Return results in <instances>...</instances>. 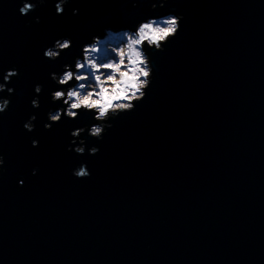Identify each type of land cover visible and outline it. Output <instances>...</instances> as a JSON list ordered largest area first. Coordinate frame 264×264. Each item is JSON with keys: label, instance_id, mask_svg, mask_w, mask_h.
Returning <instances> with one entry per match:
<instances>
[{"label": "water", "instance_id": "obj_1", "mask_svg": "<svg viewBox=\"0 0 264 264\" xmlns=\"http://www.w3.org/2000/svg\"><path fill=\"white\" fill-rule=\"evenodd\" d=\"M56 2L25 16L19 0H0V83L19 70L14 94L0 93L11 100L0 114V264H264V0H70L61 15ZM167 14L183 20L164 51L148 50L146 98L103 140L80 137L98 154L69 151L70 132L95 121L81 112L44 128L63 107L50 74L105 29ZM60 38L71 50L46 59ZM82 162L87 179L72 175Z\"/></svg>", "mask_w": 264, "mask_h": 264}, {"label": "clouds", "instance_id": "obj_2", "mask_svg": "<svg viewBox=\"0 0 264 264\" xmlns=\"http://www.w3.org/2000/svg\"><path fill=\"white\" fill-rule=\"evenodd\" d=\"M19 13L28 15L34 12L38 5H43L47 0H19ZM70 0H57L55 9L57 15L63 14L65 5ZM159 6L163 8L168 0H152L153 9ZM136 0H133V4ZM78 14L73 9V15ZM39 17L35 20L39 23ZM182 15L167 14L161 19L147 18L139 22L135 31L122 29L113 31L105 29L107 35L101 39L93 36L91 42L82 45L81 56H77L74 65H63L60 73H51V80L58 86L57 90L51 91L53 103H62L63 107L54 112L47 113L46 130H51L53 125L60 122L63 117L72 120L79 119L81 112L92 114L95 123L90 126L78 127L70 132L73 137L68 148L77 155H83L87 151L89 155L99 153V148L92 146L87 148L86 140L80 137L87 133L88 136L103 140L107 129L113 127L110 121L128 112L135 110L136 104L143 101L147 96V90L151 86L153 67L148 50L164 51L165 45L175 39L180 32ZM102 45L104 47H102ZM72 48L70 38H60L54 41L52 46L47 47L43 56L46 59L56 60L65 51ZM19 75L18 69H8L3 73V83H0V93L7 91L9 97L14 94V88H8L11 78ZM43 86L36 84V94L42 92ZM11 100L0 96V114L9 107ZM33 108L40 107L38 95L31 100ZM37 117L32 115L24 122L23 128L32 132L35 130ZM77 141H79L77 143ZM39 141L32 140V146L38 147ZM75 147H72V146ZM5 158L0 151V177H2ZM38 169H33L36 175ZM72 175L77 179H87L91 172L87 164L82 162L72 170ZM23 186L24 181L18 182Z\"/></svg>", "mask_w": 264, "mask_h": 264}, {"label": "rangeland", "instance_id": "obj_3", "mask_svg": "<svg viewBox=\"0 0 264 264\" xmlns=\"http://www.w3.org/2000/svg\"><path fill=\"white\" fill-rule=\"evenodd\" d=\"M102 47H104V46L102 45Z\"/></svg>", "mask_w": 264, "mask_h": 264}]
</instances>
